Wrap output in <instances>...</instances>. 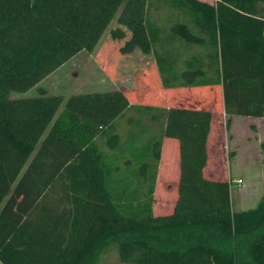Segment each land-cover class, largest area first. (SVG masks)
Here are the masks:
<instances>
[{
	"label": "trees",
	"instance_id": "1",
	"mask_svg": "<svg viewBox=\"0 0 264 264\" xmlns=\"http://www.w3.org/2000/svg\"><path fill=\"white\" fill-rule=\"evenodd\" d=\"M160 4L182 19L165 29ZM113 21L146 37L163 88L220 86L226 114L264 118V0H0V264H97L111 245L128 264H264V193L234 209L231 182L203 176L210 110L130 104L121 89L24 95ZM164 137L179 176L172 210L155 214ZM80 153L107 208L84 237L72 206L45 196Z\"/></svg>",
	"mask_w": 264,
	"mask_h": 264
},
{
	"label": "rangeland",
	"instance_id": "2",
	"mask_svg": "<svg viewBox=\"0 0 264 264\" xmlns=\"http://www.w3.org/2000/svg\"><path fill=\"white\" fill-rule=\"evenodd\" d=\"M208 1L212 3L215 0ZM152 12V15L154 14L153 16L156 15L159 17L160 24L163 25L165 29L171 25L170 22L165 20L166 16H170L172 20L177 18L182 19L175 11L171 12L166 9V6L161 4ZM112 23H114V21ZM108 30L103 34L91 52L80 51L49 76L42 79L36 86L25 92L24 95H34L38 91L48 94L58 93L62 94L64 97H68L70 94L79 91H105L120 87L122 89L125 88L127 92L131 91V93L129 92L131 95L130 98L133 99L132 101H135L136 99L132 92L135 86L139 87V91L149 89L150 92L146 93H149L150 96L156 95V89H158L159 86L156 77L149 76L145 79L142 75L146 68L149 67V62H152L154 59L152 51L149 48H145L142 44L141 37H139L141 34L140 29L136 31L139 35H136L134 38H132V32L126 31L124 37L121 38V35H118L114 37L112 41L107 40ZM131 39H133V43H131ZM114 75H116L117 78H114ZM112 78L116 81H112ZM216 88L217 87L211 89L212 91L207 93L212 95ZM202 94H205L204 91H202ZM147 95L148 94H146V97ZM185 95L189 96L190 94L186 91ZM146 97L137 100V103L151 102L150 99ZM151 100H156V98H152ZM175 104L178 106L177 103ZM183 105L185 106L188 104L183 101ZM136 115L137 113L134 109H130L125 113L124 117L118 120L117 130L119 139L122 138L131 127L128 118ZM146 122L154 128L160 127V124L156 121L149 122L146 119ZM104 149L108 150L106 145ZM262 168L261 163H247L242 155L239 154L231 167L232 176L241 175L242 177L241 179L243 182L239 185H235L237 189L241 192L244 187L255 185V197L262 190L264 193V172L260 171ZM259 186H262V188ZM163 192L165 193L164 181L158 182L155 203L160 205L167 204L168 206L173 205L175 199L173 187H170V193L165 196L166 202L164 203L159 201L164 196ZM161 195L163 196L161 197ZM45 196L49 199L60 200L72 206L73 218L72 225H70V232L81 237L85 236L86 224L94 216L105 213L107 210L102 203L103 197L99 191L96 179L90 172L82 153L59 172L54 182L46 191ZM250 197H252V194L248 198ZM260 197L257 198L256 201L254 200L255 202L251 200L249 203L253 205L250 204L245 206V208L247 209L255 206ZM155 213L161 214L160 211H156ZM97 264L128 263L119 261L116 247L111 245L108 250L102 254Z\"/></svg>",
	"mask_w": 264,
	"mask_h": 264
},
{
	"label": "crops",
	"instance_id": "3",
	"mask_svg": "<svg viewBox=\"0 0 264 264\" xmlns=\"http://www.w3.org/2000/svg\"><path fill=\"white\" fill-rule=\"evenodd\" d=\"M202 1L209 2L208 0ZM126 28L127 27L123 26L121 23H112L108 30L107 40L112 41L114 37L118 36L121 31H125ZM127 32L133 31L129 30ZM141 38L144 47L150 49L146 37L143 35L141 36ZM148 66L149 67L146 68L142 75L145 79H147L149 76L156 77L159 84L158 89H156V95L150 96L149 93H146L150 92L149 89L144 90L145 92L143 90L139 91V87L135 86V89L132 90V92L134 93L133 96H135L136 100L132 101L133 99L130 98L131 91H129V93L125 90V88L122 89L120 87L117 89H121L125 93L130 104L170 107L174 105L177 106L175 103H177L178 106H184V101L188 104L185 105L187 107L210 110L211 120L206 139V164L202 170L203 176L209 180H229L231 182L230 199L233 208L246 209L245 206H248L250 204L253 205L249 202H251V200L252 202L254 200L256 201L257 198L261 196V193L263 194V190L260 191L256 197L255 185L246 186L240 192V190H238L235 185H239L243 182L241 179L242 177L241 175L232 176L233 173L231 167L235 163L237 156L240 154L247 163H261L263 168L260 169V171L264 172V147L262 146V143H264V118L226 114L223 109L220 86L165 89L160 84L154 60L152 62H149ZM114 78H117V76L114 75ZM111 80L116 81L113 78ZM215 87L217 88L215 89L214 93L212 95H209L207 92L212 91L211 89H214ZM186 91L190 94L189 96L185 95ZM202 91H204L205 94H202ZM146 94H148L147 97ZM144 97L149 98L151 102L137 103V100H141ZM152 98H156V100H151ZM148 125L150 127V132H153L160 128H154L152 125ZM178 176V141L174 138L164 137L162 140L161 155L158 164L157 180L154 193V213L156 211H160L161 214L167 213L172 210L173 206H168L167 204L160 205L158 203H155L158 182L164 181L165 193L163 192L164 196L161 198V201L164 203L166 202L165 196L170 193L169 191L171 186L173 187V194L175 196ZM236 180H240V182H236ZM259 187L262 188V186ZM251 194L252 197L248 198Z\"/></svg>",
	"mask_w": 264,
	"mask_h": 264
},
{
	"label": "built area",
	"instance_id": "4",
	"mask_svg": "<svg viewBox=\"0 0 264 264\" xmlns=\"http://www.w3.org/2000/svg\"><path fill=\"white\" fill-rule=\"evenodd\" d=\"M236 182H240V180H236Z\"/></svg>",
	"mask_w": 264,
	"mask_h": 264
}]
</instances>
